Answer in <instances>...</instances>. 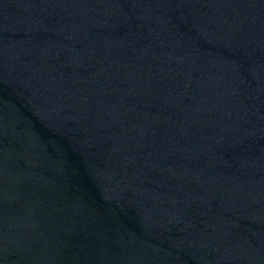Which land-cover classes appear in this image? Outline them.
I'll return each instance as SVG.
<instances>
[{"label": "water", "instance_id": "water-1", "mask_svg": "<svg viewBox=\"0 0 264 264\" xmlns=\"http://www.w3.org/2000/svg\"><path fill=\"white\" fill-rule=\"evenodd\" d=\"M0 264H264V0H0Z\"/></svg>", "mask_w": 264, "mask_h": 264}]
</instances>
